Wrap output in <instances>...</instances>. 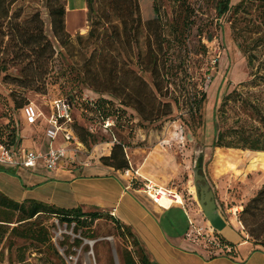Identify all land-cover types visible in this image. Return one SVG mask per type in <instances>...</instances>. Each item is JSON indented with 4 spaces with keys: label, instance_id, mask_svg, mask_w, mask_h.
I'll return each instance as SVG.
<instances>
[{
    "label": "trees",
    "instance_id": "trees-1",
    "mask_svg": "<svg viewBox=\"0 0 264 264\" xmlns=\"http://www.w3.org/2000/svg\"><path fill=\"white\" fill-rule=\"evenodd\" d=\"M18 1L0 0V74L4 82L13 86L8 95L13 110L20 111L23 122L22 108L29 103L26 93L45 94L49 86L56 83L69 101L71 127L83 144L93 134L75 122L73 111L84 88L100 95L109 94L122 107L117 111L131 108L143 121L167 118L180 102L186 103L189 111L199 112L206 98L205 92L191 94L186 85L183 95L177 93L179 85L173 78L176 75L171 72L169 54L171 49L186 48L185 32L193 23L189 0H153L154 17L146 21L142 19L139 0H100L99 5L96 0H86L89 30L86 36L78 34L75 41L66 29V0H42L59 49L47 35L40 12L23 16V8L16 6ZM255 2L264 17V0H240L236 4H231L230 0H216L214 9L217 17H222L232 8L236 13ZM166 3L171 7L170 17ZM262 44L264 34L251 38L249 45L238 43L247 56L251 78L241 84L245 91L234 88L223 96L214 113L213 148L264 153V72L257 68L253 71L258 59L257 50ZM74 57L79 59L73 61ZM10 68H15L16 72H11ZM142 72L149 73L151 83L143 78ZM240 107L246 116L236 114L233 118L231 113ZM89 109L102 120L115 115L113 102L102 97L91 103ZM6 115L0 114V118ZM20 141L17 122L10 119L0 126V142L16 146ZM125 147L123 142L114 143L109 155L100 158L101 163L115 170L129 169ZM131 183L137 187L136 180ZM260 214H264V186L244 205L240 219L252 230L253 220ZM43 217H54L68 226L73 224L74 231L84 230L88 237H93L88 230L96 220L108 219L120 235L131 238L135 247L133 251H122L123 264H156L149 259L131 228L108 213L83 211L79 206L59 207L35 199L16 201L0 191V243L12 236L52 248ZM259 241L255 243L264 245V240ZM80 243L79 239H74L71 247ZM52 250L59 259L57 252ZM231 255H234L233 249ZM17 262L30 264L23 258Z\"/></svg>",
    "mask_w": 264,
    "mask_h": 264
},
{
    "label": "rangeland",
    "instance_id": "rangeland-1",
    "mask_svg": "<svg viewBox=\"0 0 264 264\" xmlns=\"http://www.w3.org/2000/svg\"><path fill=\"white\" fill-rule=\"evenodd\" d=\"M189 1L193 9L191 17L193 23L185 32L186 48L175 51L171 49L169 54L171 72L176 75L173 78L179 85L177 93L181 92L183 95L186 85L191 94L205 92L206 98L199 112L189 111L187 104L180 102L167 118L155 122L143 121L131 108H124V112L117 111V108L122 107L118 104V100L109 94L100 95L84 88L76 99L73 116L75 122L86 127L93 137L83 144L84 151L78 154V158L76 157L77 164L101 163L100 158L109 155L116 142H123L130 148H141L144 150L141 151V155L147 156L148 165L145 167L148 176L160 185L176 188L184 197V205L190 211L194 225L206 227L209 223L197 202L193 175L195 159L201 155L200 172L206 177L213 192L217 210L226 221V228L253 245L264 247L260 243H255L264 240V214L253 220L252 230L240 219L244 205L260 187L264 186V153L246 149L211 147L214 135V113L223 96L234 88L245 91L241 84L251 78L247 56L238 43L249 45L251 38L264 34V17L256 2L248 3L236 13L232 8L222 17H217L214 9L216 0ZM99 2L100 0H96V5H99ZM152 2L153 0H139L142 19L145 21L154 17ZM16 6L23 8V16L39 11L47 35L59 49L50 31L44 2L20 0ZM165 7L170 17L171 7L167 3ZM65 21L66 29L73 41L78 34L87 35L89 30L87 11L86 17L77 12H69ZM80 27H85L83 32H79ZM255 31L259 33L256 34ZM141 50H144L143 46ZM257 51L258 59L253 71L257 68L260 72H264V44ZM72 59L75 61L79 58ZM132 68L137 71L134 64ZM10 71L16 72L15 68H10ZM140 74L151 83L149 73ZM10 88L13 86L4 82L0 74V114H7L0 118V126L12 119L14 123L17 122L20 134L24 137L34 135L31 141L36 144L38 140L33 131L42 135L43 129L39 125L33 126L32 129L24 124L20 111L12 108V101L8 95ZM26 96L29 103L34 104L44 115H47L50 112V102L55 98L65 97V93L59 83H56L49 86L45 94L27 92ZM100 97L113 102L114 116L102 120L89 109L91 103ZM234 112L231 113L233 118L238 114L246 116L242 107ZM42 120L41 117L40 121ZM106 120L110 121L107 127H105ZM130 161H132L131 156ZM130 161L129 169H131ZM136 186L137 188L141 186L140 181H137ZM42 221L48 228L50 244L59 259L52 248L8 236L0 243V264H12V262L20 264L17 261L21 258L30 264H123L122 251L135 249L131 244V238L120 235L114 224L105 218L96 220L90 226L88 231L93 237L85 235L87 232L84 230L74 231L73 224L70 226L61 224L54 217H43ZM219 233L221 236L224 234L223 231ZM74 239H79L81 243L71 247Z\"/></svg>",
    "mask_w": 264,
    "mask_h": 264
},
{
    "label": "crops",
    "instance_id": "crops-1",
    "mask_svg": "<svg viewBox=\"0 0 264 264\" xmlns=\"http://www.w3.org/2000/svg\"><path fill=\"white\" fill-rule=\"evenodd\" d=\"M238 1L230 0L231 4ZM86 11V0H66V16L69 12H77L86 17ZM85 27H80L79 32ZM49 115L50 112L42 113L34 125L24 122L32 129L41 126L43 134L33 131L38 140L36 144L31 141L34 135L24 137L20 134L22 146L47 149L62 143L61 134L52 142L44 135ZM125 150L132 161L131 169L124 171L102 163L77 164L78 155L72 164L58 170H46L41 164L33 169L0 166V191L16 201L35 199L59 207L79 206L83 211L108 213L131 228L149 259L156 264H264V247L253 245L230 229L223 232V237L232 246L234 255H212L202 240L191 238L188 233L192 217L184 204L163 206L141 188L133 187L134 178L140 183L145 178L153 179L145 167L147 156L141 155L144 150L138 147ZM83 151L84 147L80 153Z\"/></svg>",
    "mask_w": 264,
    "mask_h": 264
},
{
    "label": "built area",
    "instance_id": "built-area-1",
    "mask_svg": "<svg viewBox=\"0 0 264 264\" xmlns=\"http://www.w3.org/2000/svg\"><path fill=\"white\" fill-rule=\"evenodd\" d=\"M69 108L70 104L67 98L53 99L50 102V115L44 130V135L50 142L54 141L58 134H61L62 143L56 146L50 145L47 149H33L22 146L20 143L16 146H7L0 142V166L33 169L41 164L46 170H58L66 164H72L84 145L71 127L72 118ZM41 115V111L32 103H28L22 108L24 122L28 125L36 124ZM109 125L110 121L106 120L105 127ZM134 180L136 179L134 178ZM139 188L158 204L165 197L171 201L170 204H184V197L176 188L157 184L151 179L145 178ZM177 195L182 198L181 202H177ZM189 225L188 234L190 237L202 240L212 255H231L233 248L219 231L213 229L209 224L206 227H196L192 219H189ZM70 258L72 257L70 256Z\"/></svg>",
    "mask_w": 264,
    "mask_h": 264
},
{
    "label": "water",
    "instance_id": "water-1",
    "mask_svg": "<svg viewBox=\"0 0 264 264\" xmlns=\"http://www.w3.org/2000/svg\"><path fill=\"white\" fill-rule=\"evenodd\" d=\"M201 163V155H198L195 159L193 169L197 202L205 218L207 219L209 226H211L216 231H223V229L226 227V221L221 217L217 210L214 201V195L206 180V177L200 172Z\"/></svg>",
    "mask_w": 264,
    "mask_h": 264
},
{
    "label": "bare ground",
    "instance_id": "bare-ground-1",
    "mask_svg": "<svg viewBox=\"0 0 264 264\" xmlns=\"http://www.w3.org/2000/svg\"><path fill=\"white\" fill-rule=\"evenodd\" d=\"M170 200L168 199V198H162L161 200H160V203L163 205V206H168V205H170ZM177 202H181V197L180 196H178L177 195ZM228 229L225 227L224 229H223V232L225 231H227Z\"/></svg>",
    "mask_w": 264,
    "mask_h": 264
}]
</instances>
